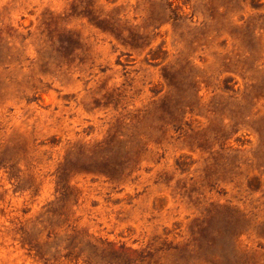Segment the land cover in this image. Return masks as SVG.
Instances as JSON below:
<instances>
[{
  "label": "rangeland",
  "instance_id": "374dc122",
  "mask_svg": "<svg viewBox=\"0 0 264 264\" xmlns=\"http://www.w3.org/2000/svg\"><path fill=\"white\" fill-rule=\"evenodd\" d=\"M0 264H264V0H0Z\"/></svg>",
  "mask_w": 264,
  "mask_h": 264
}]
</instances>
